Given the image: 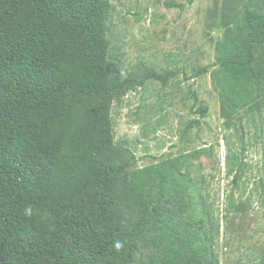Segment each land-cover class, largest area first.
<instances>
[{
    "label": "trees",
    "instance_id": "1",
    "mask_svg": "<svg viewBox=\"0 0 264 264\" xmlns=\"http://www.w3.org/2000/svg\"><path fill=\"white\" fill-rule=\"evenodd\" d=\"M111 15L110 0H0V264H220L189 193L205 150L136 167L116 140L115 102L176 73L122 67ZM228 43L218 63L259 80L264 12L246 8Z\"/></svg>",
    "mask_w": 264,
    "mask_h": 264
},
{
    "label": "rangeland",
    "instance_id": "2",
    "mask_svg": "<svg viewBox=\"0 0 264 264\" xmlns=\"http://www.w3.org/2000/svg\"><path fill=\"white\" fill-rule=\"evenodd\" d=\"M110 2L111 53L122 67L176 73L115 102L116 140L134 151L136 167L204 149L191 174L198 187L189 193L201 200L193 219L211 217L220 264H264V52L259 80L235 79L217 60L232 49L228 41L245 9L264 12V0ZM153 251L141 249L138 258Z\"/></svg>",
    "mask_w": 264,
    "mask_h": 264
},
{
    "label": "clouds",
    "instance_id": "3",
    "mask_svg": "<svg viewBox=\"0 0 264 264\" xmlns=\"http://www.w3.org/2000/svg\"><path fill=\"white\" fill-rule=\"evenodd\" d=\"M121 247H122V245H121L120 243H117V244H116V248H117V249H119V248H121Z\"/></svg>",
    "mask_w": 264,
    "mask_h": 264
}]
</instances>
